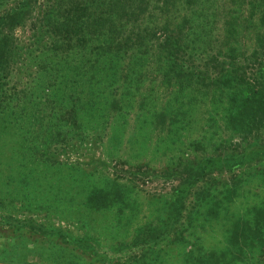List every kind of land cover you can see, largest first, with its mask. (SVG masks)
I'll list each match as a JSON object with an SVG mask.
<instances>
[{
    "label": "trees",
    "instance_id": "trees-1",
    "mask_svg": "<svg viewBox=\"0 0 264 264\" xmlns=\"http://www.w3.org/2000/svg\"><path fill=\"white\" fill-rule=\"evenodd\" d=\"M35 1L19 0L4 9L6 0H0L4 9L0 14V126L16 118L19 110L29 119L27 108L36 101L39 108L51 102L49 117L57 115L43 131L49 134L57 129L58 140L74 136L81 142L97 129L86 123L93 122L100 110L107 111L108 120L150 102L157 123L187 139L194 132L190 112L199 96L204 98L203 118L209 116L237 132L240 139H253L256 144H249L239 155L181 157L160 170L158 175L174 184L157 208L158 225L135 226L129 239L108 244L106 250L89 236L70 238L59 228L29 218H9L7 225L17 230L28 226L40 233L57 230L67 242L86 245L95 255L102 248L103 264H164L167 250L166 244L157 246L160 234L172 244L185 232L190 236L184 261L191 260L189 264H213L218 259L221 264L255 260L264 264V204L238 212L221 198L230 195L233 186L222 196L220 189L211 188L214 171L253 158L264 160V0H46L38 19L41 44L33 55L17 56L19 46L9 31L31 17ZM3 27L11 29L4 33ZM22 59L30 65H23ZM39 94L41 98L35 100ZM198 141L191 138L187 143L201 148ZM111 179L107 190L82 189L80 202L99 209L110 202V196L122 200L123 191L116 178ZM218 214L228 241L219 256L191 244V239H201L195 234L203 227L199 218ZM24 246L18 245L15 259L37 256Z\"/></svg>",
    "mask_w": 264,
    "mask_h": 264
},
{
    "label": "rangeland",
    "instance_id": "rangeland-1",
    "mask_svg": "<svg viewBox=\"0 0 264 264\" xmlns=\"http://www.w3.org/2000/svg\"><path fill=\"white\" fill-rule=\"evenodd\" d=\"M18 1L6 0L4 9ZM45 3L46 0H36L31 17L13 25V29L3 27L4 33L11 29V39L19 46L17 56L27 52L33 55L41 44L43 31L39 30L38 19ZM4 9L0 8V14ZM31 21L34 25L30 24ZM22 61L23 65H30L24 59ZM159 89L162 90L161 87ZM41 96L36 95L34 99ZM200 100L198 96L193 104L194 111L190 112L194 132L190 131L187 139L168 130L165 123H157L152 116L153 105L150 102L127 108L108 120L107 111L100 110V114L90 120L93 122L86 123L97 125V129L81 142L74 136L71 140H58L61 137L56 134L57 129L49 134L43 131L44 125L50 124L51 118L57 115L49 117L52 114L51 102L39 108L36 101L28 107L29 119L24 111L19 110L16 118L6 126H0V264H103L102 248L95 255L86 245L81 247L67 242L57 230L40 233L30 231L28 226L17 230L7 225L6 220L29 218L30 221L41 222L44 227L59 228L70 238L89 236L106 250L108 244L129 239L135 226L144 222L158 225L155 219L157 208L174 184L158 175L160 170L179 162L181 157H198L202 153L214 156L218 152L221 154L217 156L239 155L249 144H256L253 139H240L237 132L222 127L218 121L209 120V116L203 118L204 106L201 104L204 98ZM65 128L64 124L60 126L61 130ZM49 137L51 140L47 141ZM191 138L199 140L202 149L188 145ZM245 161L229 169L225 167L220 172L214 171V184L211 186L212 191L220 189L221 196L233 186V192L221 198L228 199V208L238 212H246L252 205L264 204V160L254 161L253 158ZM127 164L131 167L128 168ZM112 177L116 178L115 182L123 191L122 200L110 196V202L106 201L107 205L99 209L80 202L82 189L102 187L107 190ZM220 216L200 217L203 227L195 234L201 239H191V244L197 245L200 251L213 250L217 256L218 252L225 251L228 241L220 225ZM183 235L182 239L168 244V238L160 234L161 242L157 246L162 248L166 244L167 250L164 264H177L181 260L189 264L191 261H184L190 235L187 232ZM21 238H26L25 242ZM19 244H25L23 249L35 250L37 256L26 254L23 259H15ZM261 255L264 258V248ZM206 259L210 260L208 255ZM218 260L213 264H221V259ZM252 264H259V260Z\"/></svg>",
    "mask_w": 264,
    "mask_h": 264
}]
</instances>
